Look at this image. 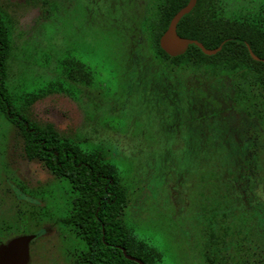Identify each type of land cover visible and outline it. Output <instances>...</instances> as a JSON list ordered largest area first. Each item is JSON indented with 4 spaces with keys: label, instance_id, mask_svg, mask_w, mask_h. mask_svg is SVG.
Masks as SVG:
<instances>
[{
    "label": "rangeland",
    "instance_id": "1",
    "mask_svg": "<svg viewBox=\"0 0 264 264\" xmlns=\"http://www.w3.org/2000/svg\"><path fill=\"white\" fill-rule=\"evenodd\" d=\"M5 1L11 93L52 85L35 115L105 152L127 189L124 221L159 264H208L212 208L215 229L246 237L240 261L264 264V125L233 109L228 79L210 85L155 61L144 22L156 20L160 0ZM220 2L227 17H264V0ZM18 144L0 112V246L33 236L26 264H79L86 243L64 223L69 181L23 159Z\"/></svg>",
    "mask_w": 264,
    "mask_h": 264
},
{
    "label": "trees",
    "instance_id": "2",
    "mask_svg": "<svg viewBox=\"0 0 264 264\" xmlns=\"http://www.w3.org/2000/svg\"><path fill=\"white\" fill-rule=\"evenodd\" d=\"M188 2L160 0L156 20L144 22L149 34L148 49L155 61L168 72L197 75L210 85L228 79L235 109L264 125V17H227L220 0H197L196 7L178 24V34L201 42L207 49L221 50L210 56L190 45L184 53L170 56L161 47V38L175 14ZM6 9V1L0 0V112L16 127L23 157L37 162L40 170L53 177L69 181L72 209L64 223L86 243L78 263L139 264L127 259V254L144 264H159L160 255L139 240L124 221L130 204L127 189L105 152L82 149L70 139L69 128L61 129L35 115L33 106L52 93V85L14 98L8 87L14 49L12 17ZM248 46L260 60L251 56ZM211 210L212 214L204 216L202 234L207 263L249 264L244 259L250 250L246 237L237 235L230 226L215 229V209ZM226 217L223 215L224 220Z\"/></svg>",
    "mask_w": 264,
    "mask_h": 264
},
{
    "label": "water",
    "instance_id": "3",
    "mask_svg": "<svg viewBox=\"0 0 264 264\" xmlns=\"http://www.w3.org/2000/svg\"><path fill=\"white\" fill-rule=\"evenodd\" d=\"M197 0H189L187 5L179 10L175 16L172 18L167 30L163 33L161 38V47L170 56H176L184 53L190 45H195L199 47L206 55H215L221 50V47L217 49H207L201 42L181 37L178 34L177 28L178 24L182 18L192 12L196 7ZM251 56L255 60H260L248 46ZM34 239L33 236H23L19 237L7 246L0 250V264H24L28 260V246L29 243ZM127 259L136 261L139 264H144L141 260L136 259L132 256L125 254Z\"/></svg>",
    "mask_w": 264,
    "mask_h": 264
},
{
    "label": "flooded vegetation",
    "instance_id": "4",
    "mask_svg": "<svg viewBox=\"0 0 264 264\" xmlns=\"http://www.w3.org/2000/svg\"><path fill=\"white\" fill-rule=\"evenodd\" d=\"M148 47H149V45H148ZM159 64V63H158ZM176 75V74H175ZM186 76V75H185ZM195 76H197V75H195ZM198 77V76H197ZM200 80V79H199ZM201 81V80H200ZM204 83H207V82H204ZM232 107H233V109L235 110V111H237V112H240V113H244L249 119H256V118H250L247 114H246V112H244V111H239V110H237V109H235V107L233 106V102H232ZM44 120H48V121H51V120H49V119H44ZM53 122V121H52ZM69 129H70V127H68ZM67 129V128H66ZM20 149V148H19ZM22 150L20 149V152H21ZM22 153V152H21ZM23 159H25L24 157H23V155H20ZM26 160V159H25ZM12 242V241H11ZM10 242L8 241V242H6L5 244H4V246L2 247V248H4L5 246H7L8 244H9ZM1 247H0V250L2 249ZM28 261V260H27ZM27 262H25L24 264H26Z\"/></svg>",
    "mask_w": 264,
    "mask_h": 264
}]
</instances>
